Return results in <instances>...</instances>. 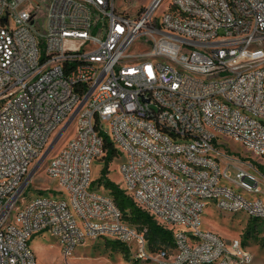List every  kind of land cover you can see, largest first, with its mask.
I'll list each match as a JSON object with an SVG mask.
<instances>
[{
	"label": "built area",
	"instance_id": "built-area-1",
	"mask_svg": "<svg viewBox=\"0 0 264 264\" xmlns=\"http://www.w3.org/2000/svg\"><path fill=\"white\" fill-rule=\"evenodd\" d=\"M73 122L45 166L66 196H30ZM104 134L121 189L173 246L152 255L93 185ZM220 135L264 160V0H152L135 14L116 0H0V264H37L30 241L44 232L66 260L107 237L157 264H252L243 242L201 230L209 202L264 221V172Z\"/></svg>",
	"mask_w": 264,
	"mask_h": 264
},
{
	"label": "rangeland",
	"instance_id": "rangeland-1",
	"mask_svg": "<svg viewBox=\"0 0 264 264\" xmlns=\"http://www.w3.org/2000/svg\"><path fill=\"white\" fill-rule=\"evenodd\" d=\"M152 0H116V5L120 11L129 14H135L142 8L151 4ZM168 11V5L163 4L157 16L160 17L164 12ZM62 126L58 132L50 140L47 149L51 148L44 162L32 176L29 182L30 196H36L44 193V195H54V197L66 196L65 192L58 186L57 182L50 178L46 173L45 166L49 159L64 145L65 140L74 130L73 122L66 131L58 137L63 129ZM106 129H110L109 124H105ZM216 135L219 136L218 133ZM225 147L239 157L248 158L254 166L264 172V160L256 155L249 154L242 145L233 140L220 135ZM58 138V139H57ZM123 158L113 159L108 164L107 178L123 189L122 177L120 175V165ZM106 163L101 159H96L92 164V179L99 182L102 169ZM35 165H33L34 168ZM252 172V170H250ZM231 176L235 177V171L231 170ZM229 185V182H224ZM49 189V191H46ZM264 191V184H261ZM44 191V192H43ZM99 191L106 195L111 193L105 188L104 181L99 186ZM125 220L129 222L127 217ZM132 224V223H130ZM201 230L213 232L222 237L226 242L240 240L244 243L247 250L253 255L252 264H264V221L250 219L244 212L232 214L223 211L215 206L213 202L205 208ZM30 247L35 254L37 264H157L153 259L142 260L138 257L137 249L132 246L119 244L113 239L101 237L98 239L86 240L82 245L78 246L73 255L67 260L62 255V249L58 240L50 233L44 232L35 235L30 241ZM151 252L155 254L158 251ZM155 257V256H154Z\"/></svg>",
	"mask_w": 264,
	"mask_h": 264
},
{
	"label": "trees",
	"instance_id": "trees-1",
	"mask_svg": "<svg viewBox=\"0 0 264 264\" xmlns=\"http://www.w3.org/2000/svg\"><path fill=\"white\" fill-rule=\"evenodd\" d=\"M105 137V155L101 158L106 165L102 169L101 177L93 182L95 188L99 190V186L104 181L105 188L111 193V198L114 200L117 207L123 214V219L127 224H130L139 230H145L147 248L149 252L159 251L164 247H170L174 244L173 232L164 226L160 225L148 212L140 208L135 201L120 188L119 185L107 178L108 164L116 158H120V152L107 134ZM125 217L129 220L128 223ZM119 243V242H118ZM121 244V243H119ZM244 244V243H243ZM123 245V244H122Z\"/></svg>",
	"mask_w": 264,
	"mask_h": 264
}]
</instances>
